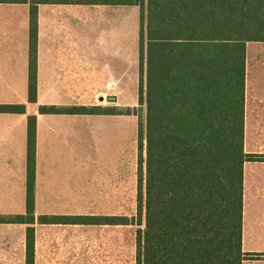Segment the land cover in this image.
Wrapping results in <instances>:
<instances>
[{
	"label": "trees",
	"instance_id": "1",
	"mask_svg": "<svg viewBox=\"0 0 264 264\" xmlns=\"http://www.w3.org/2000/svg\"><path fill=\"white\" fill-rule=\"evenodd\" d=\"M29 3L30 101L37 99L38 3L140 7V103L136 264H243L246 47L264 41V0H0ZM55 107L41 111L55 112ZM71 111L75 108L69 109ZM99 107H88L98 113ZM0 111L25 112L0 105ZM135 114V113H127ZM36 116L28 122L25 264L35 263ZM130 224L126 216L85 218ZM61 220V221H57ZM81 217H39L82 223ZM84 223V222H83Z\"/></svg>",
	"mask_w": 264,
	"mask_h": 264
},
{
	"label": "crops",
	"instance_id": "2",
	"mask_svg": "<svg viewBox=\"0 0 264 264\" xmlns=\"http://www.w3.org/2000/svg\"><path fill=\"white\" fill-rule=\"evenodd\" d=\"M122 7L130 6L37 4L38 88L32 102L31 6L0 2V105L25 107V112L0 111V231L3 228L5 244L9 212L22 213L26 207L29 116H36V223L42 215L61 219L117 213L113 201L119 198L120 115L101 103V97L114 94L112 88L119 86L121 55L126 52L130 58L129 48L121 51ZM131 41L135 64V34ZM88 107L102 109L90 114ZM261 145L264 41H251L246 47L245 149L264 154ZM9 199H19V204L13 200L9 209ZM243 249L260 255L243 264H264V161L244 166Z\"/></svg>",
	"mask_w": 264,
	"mask_h": 264
},
{
	"label": "rangeland",
	"instance_id": "3",
	"mask_svg": "<svg viewBox=\"0 0 264 264\" xmlns=\"http://www.w3.org/2000/svg\"><path fill=\"white\" fill-rule=\"evenodd\" d=\"M120 9L126 11V15L121 12L120 17L121 51L129 48L130 58L127 57L126 52L121 55L119 86L112 88L118 100L116 102H107L106 99L101 101L105 105H112L109 106L112 107V111L119 112L120 115L119 198H114L113 201V208L117 210V213H89L81 217L82 223L78 224L81 226H74L73 223H41L40 221L36 223L35 217L34 228L38 229L39 234H35L36 264H136L138 226L133 224L135 221L132 219L137 215L139 128L141 120L146 117V106L140 103V7ZM133 34L136 37L135 64L131 57L134 48L131 41ZM129 112L135 114H127ZM115 176L114 174V180ZM13 200L16 201L13 202ZM18 200L9 199V209L12 202L15 204ZM94 209L99 208L89 206V210ZM25 213L26 207L22 213L9 212L8 216ZM89 216H126L131 221L130 224H88L85 223V218ZM27 227V224L8 223L6 244L3 241L2 228L0 264H25Z\"/></svg>",
	"mask_w": 264,
	"mask_h": 264
},
{
	"label": "water",
	"instance_id": "4",
	"mask_svg": "<svg viewBox=\"0 0 264 264\" xmlns=\"http://www.w3.org/2000/svg\"><path fill=\"white\" fill-rule=\"evenodd\" d=\"M106 99L107 102H116L118 100L117 95L109 94L106 97H101V101Z\"/></svg>",
	"mask_w": 264,
	"mask_h": 264
}]
</instances>
